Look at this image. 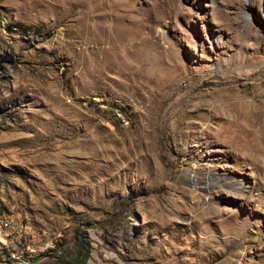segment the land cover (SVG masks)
I'll return each instance as SVG.
<instances>
[{"label":"rangeland","instance_id":"1","mask_svg":"<svg viewBox=\"0 0 264 264\" xmlns=\"http://www.w3.org/2000/svg\"><path fill=\"white\" fill-rule=\"evenodd\" d=\"M0 231V264H264V0H0Z\"/></svg>","mask_w":264,"mask_h":264},{"label":"bare ground","instance_id":"2","mask_svg":"<svg viewBox=\"0 0 264 264\" xmlns=\"http://www.w3.org/2000/svg\"><path fill=\"white\" fill-rule=\"evenodd\" d=\"M210 103V102H209ZM204 105V104H203Z\"/></svg>","mask_w":264,"mask_h":264},{"label":"built area","instance_id":"3","mask_svg":"<svg viewBox=\"0 0 264 264\" xmlns=\"http://www.w3.org/2000/svg\"><path fill=\"white\" fill-rule=\"evenodd\" d=\"M0 233H1V231H0Z\"/></svg>","mask_w":264,"mask_h":264}]
</instances>
